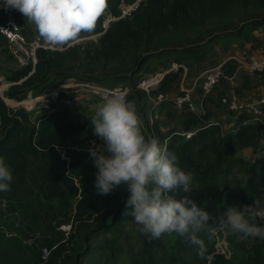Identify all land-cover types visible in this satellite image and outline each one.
I'll return each mask as SVG.
<instances>
[{
    "label": "trees",
    "instance_id": "trees-1",
    "mask_svg": "<svg viewBox=\"0 0 264 264\" xmlns=\"http://www.w3.org/2000/svg\"><path fill=\"white\" fill-rule=\"evenodd\" d=\"M122 1L132 0H107L106 11L89 33L99 35L97 42L75 43L64 50L40 48L35 67L17 64L10 69L6 79L15 84L6 97L21 102L29 93L42 95L69 79L108 87L124 82L133 89L127 99L143 118L144 134L158 138L162 147L177 156L180 168L194 176L191 191L180 196L188 195L202 207L206 202L213 216L221 215L227 206L264 201V122L246 124L250 115L226 106L229 114L237 116L224 131L206 112L178 109L165 101L157 107L149 102L152 124L143 103L149 95L137 89L146 72L158 68L165 72L172 63L200 68L214 56L217 46L221 53L248 43L252 49L264 46V0H146L131 16L111 22L104 31L107 14L118 17ZM10 21L23 35L40 37L34 23L19 11L0 7V25ZM0 41L7 44L2 34ZM152 61L157 65L151 70ZM226 66L227 75L234 73V62ZM251 74L261 78L264 71ZM182 75V68L170 71L150 94L166 90L169 99L181 95ZM224 81L228 80L220 84ZM228 83L236 94L242 91ZM246 85L247 77L242 87ZM167 103L176 111L182 131L164 128L161 112ZM69 109L45 117L9 108L0 98V157L13 173L10 191L0 192V264H80L98 249L114 263L127 250L124 227L134 220L125 215L130 193L120 186L108 195L97 194L92 158L72 149L95 135L88 118L78 112L69 115ZM187 132L193 133L189 139L182 135ZM59 147L66 148L69 163L62 159ZM245 150L251 151L250 157ZM140 235L133 264H264V240L259 238L236 246L237 254L226 259L216 253V236L209 230L199 233L207 248L203 258L187 237L175 232L151 241L141 231Z\"/></svg>",
    "mask_w": 264,
    "mask_h": 264
},
{
    "label": "clouds",
    "instance_id": "clouds-1",
    "mask_svg": "<svg viewBox=\"0 0 264 264\" xmlns=\"http://www.w3.org/2000/svg\"><path fill=\"white\" fill-rule=\"evenodd\" d=\"M5 10H17L36 26L43 41L57 49L74 43L81 33L94 31L106 11L107 0H0ZM102 143L89 148L98 195L123 186L130 195L125 215L140 225L142 234L155 240L165 233L188 238L203 258L207 248L199 233L230 231L245 238L264 240V201L227 206L213 216L188 195L194 176L182 170L176 155L158 138L146 136L134 102L114 90L94 106L88 119ZM13 173L0 157V192L10 191Z\"/></svg>",
    "mask_w": 264,
    "mask_h": 264
},
{
    "label": "built area",
    "instance_id": "built-area-1",
    "mask_svg": "<svg viewBox=\"0 0 264 264\" xmlns=\"http://www.w3.org/2000/svg\"><path fill=\"white\" fill-rule=\"evenodd\" d=\"M146 0H132L130 3L122 1L119 5L120 14L118 17H113L110 14H107L104 22L103 29L107 30L110 23L126 18L132 15L140 5ZM0 34H2L7 41V49L9 53L16 60L17 64L21 67L32 65L35 67L37 62L36 53L40 48L50 49V50H64L66 47H61L54 49L48 44H44L40 37H33L28 40L19 30L18 25L14 21L8 22L5 26L0 25ZM234 62L235 70L233 75H227L226 64L228 62ZM179 68L184 70V74H187V68L185 66H179L178 64H173V67L170 70L165 72H158L148 79L141 81L137 89L146 92L149 95V99L153 100L154 107H157L162 102H172L178 109L188 108L193 112H199V109L195 105L192 95L195 92L197 84L202 82L201 88L203 91L204 97L207 96L214 87L218 86L222 80H228L233 83L235 76L240 71H245L247 73L263 72L264 71V60L255 59L253 57H229L222 64L206 70L203 74L195 78L190 87H185L183 82L181 83V92L182 94L172 99H169L163 93L157 94V96H152L150 92L154 89H158L166 74L170 71H176ZM15 83L8 81L4 76L0 74V98L4 101L6 106L10 108H23L26 111L33 112L35 114H41L45 117L50 114H54L63 110L65 108H78L81 107V103L84 99L87 98H97L101 101L103 96L109 95L114 90H120L125 93L126 97L133 89L124 86H115L108 87L102 86L95 82L90 81H78L75 79H69L63 84L43 93L42 95L35 96L32 93H29L25 100L21 102H15L6 97L7 90L14 85ZM222 102L232 111L243 112L248 115H252L251 119L245 121V123H259L263 124L261 117L264 116V97L260 98L256 102H240L234 89H231L228 98H224ZM153 123V120H151ZM187 139L193 136V133L187 132L183 133ZM102 141L96 137H90L86 143L81 145L74 146L72 149H75L79 152H84L89 154L88 149L94 145L98 146ZM60 151L62 159L70 162V157L66 153V148H57ZM70 227H64L63 229L68 230ZM216 244L215 249L216 253L224 256L226 259H231L233 256L231 243L227 236L226 231L215 232ZM44 259L48 256V252L45 250L43 252Z\"/></svg>",
    "mask_w": 264,
    "mask_h": 264
},
{
    "label": "rangeland",
    "instance_id": "rangeland-1",
    "mask_svg": "<svg viewBox=\"0 0 264 264\" xmlns=\"http://www.w3.org/2000/svg\"><path fill=\"white\" fill-rule=\"evenodd\" d=\"M24 36L27 39H30V38L34 37V34L29 33V34L24 35ZM98 38H99L98 34L83 33V34H80V37L78 38L77 41H75L74 43H71L69 45H66V46H71L75 43L88 42V41L97 42ZM251 46H252L251 43H248L245 46L236 45V46L230 47V49L226 53H221L220 47L217 46L215 48V51L213 52L214 56H212V58L208 62L202 63L200 65V68L196 67L194 64L193 65H190V64L180 65V64H178L179 66L184 65L187 68V74L186 75L184 74L185 72L183 70V75H182L181 81H183V79H184V82H183L184 86L190 87L192 85L193 81L195 80V78H197L198 76L203 74L206 70H210V69L215 68L216 66L222 64L229 57L245 56V57H253L255 59L264 60V46L261 45V46H259V48H256V49H252ZM243 51L247 52V54H245ZM173 64H175V63H172L170 68L173 67ZM156 65H157L156 61H152L151 64L149 65V67L152 70L156 67ZM17 67H18V65L16 63V60L12 56H10L9 52L7 51L6 42L0 41V74L2 76H4L5 78H7V76H6L7 72L10 69H14ZM234 70H235V68H234ZM159 71L160 70L158 68V71H156V72H150V73L146 72L145 76L142 78V81L144 79H148V78L152 77L154 74H156ZM232 75H233V73H232ZM245 77L248 78L249 85H246V87L244 88V87H242V84L245 82ZM233 84H234V86H236V87L239 86L242 89L241 92L237 93L238 98L241 100V102H247V101L256 102L260 98L264 97V76H262L261 78H256V77H254V75H252V74L250 75V73H247L245 71H240L235 76V78L233 80ZM201 85H202V82H199L197 84L195 92L192 95V98H193L195 105L197 106V108L199 109L200 112L204 111L209 115L211 122L219 123L222 126V129L224 131L228 130L229 128H231L233 126L232 121L235 120V117L237 115L235 114V116H233L232 114H229L228 108L222 102V100L224 98L229 97L231 89H233V88L228 83V81H224L222 84L214 87L213 90L206 97H204L203 91H201ZM118 86L126 87L127 84H125L124 82H121L117 85V87ZM169 93L170 92H167L166 90H164L165 95L169 94ZM153 100H155V99H153ZM153 100L149 99V101H148V100H146V98L143 100V103H145V105L147 106L148 118H149L150 122H152L151 120H154V119H153L152 115L149 116L150 111L148 110V106H151L150 103L154 104ZM99 102H101V101L97 98H87V99H84L82 101V103L80 104L81 105L80 110L82 112L80 110H78L77 108H71V110L69 109L66 112H67V114H69V115L71 114L72 116L74 114H77L75 112H78L82 118H85V116H86V118L90 119L91 115L94 112V106ZM136 108H137V106H136ZM162 111H163V112H161L162 119L163 118L166 119L164 121V126H165L164 128H166V129L167 128H173V129L176 128L179 131H182L180 129L182 127L178 124V121L175 119V117L177 116L176 111H174L172 108H170L169 103L164 104ZM164 111L168 112L170 114V116L167 117L164 114ZM237 113H239V112H237ZM250 116L252 117V115H250ZM261 120H262V118H261ZM140 121H141V126H142L143 118H141ZM262 122H264V119ZM245 155L247 157H250L249 155H251V151L245 150ZM124 231H125L126 236H127V241H126L127 250L123 255H121V257L118 261H116L114 263L108 261L104 255V253L98 249V250L93 251L88 257L84 258L80 264H133L134 259L137 256L138 249L140 247L139 246V242H140V238H141L140 225H138L134 220H132L125 225ZM226 233H227V236L229 238L231 245L233 246V247L231 246V248H232V253H234V255L237 254L236 246L243 245L245 243L249 244L251 242L249 238H245L242 235H234L230 231H226ZM165 240L167 243H169L170 242V236L166 235Z\"/></svg>",
    "mask_w": 264,
    "mask_h": 264
},
{
    "label": "crops",
    "instance_id": "crops-1",
    "mask_svg": "<svg viewBox=\"0 0 264 264\" xmlns=\"http://www.w3.org/2000/svg\"><path fill=\"white\" fill-rule=\"evenodd\" d=\"M157 117V116H156Z\"/></svg>",
    "mask_w": 264,
    "mask_h": 264
}]
</instances>
